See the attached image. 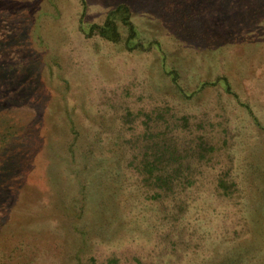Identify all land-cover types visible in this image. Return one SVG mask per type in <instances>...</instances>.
<instances>
[{
    "label": "rangeland",
    "instance_id": "1",
    "mask_svg": "<svg viewBox=\"0 0 264 264\" xmlns=\"http://www.w3.org/2000/svg\"><path fill=\"white\" fill-rule=\"evenodd\" d=\"M120 4L134 49L87 37ZM160 107L198 149L174 205L136 169ZM225 263L264 264V0H0V264Z\"/></svg>",
    "mask_w": 264,
    "mask_h": 264
},
{
    "label": "trees",
    "instance_id": "2",
    "mask_svg": "<svg viewBox=\"0 0 264 264\" xmlns=\"http://www.w3.org/2000/svg\"><path fill=\"white\" fill-rule=\"evenodd\" d=\"M89 0H81L83 7L86 9L87 2ZM132 9L126 4L118 5L114 10L110 11L105 20L104 24H92L89 29L87 37H100L103 40L110 42H120L122 39V32L118 22H121L126 27L128 32V38L126 40L128 48L134 49L136 47L134 39L137 36V28L132 18ZM169 76H173L172 80L176 84L178 93H183V87L177 83L178 74L176 72H170ZM225 83L226 88H229V84L226 79H222ZM216 83L213 84V86ZM229 91V89L227 90ZM133 115L131 114V117ZM145 117L151 122L149 126L150 131L142 136L143 139H138V144L142 143L140 152L141 163L138 166L137 171L142 176V182L144 189H146L148 195L156 197L155 201L170 200L168 197L171 195L173 201H168L172 205L176 204V194H181L188 188H191L195 184L190 180V173L192 166L185 160L189 154L194 155L198 153L196 147L189 149V154H186L179 148V144L176 139L179 137L176 131V115H174L172 109L168 108H157L145 114ZM175 121V122H174ZM128 122H130L128 120ZM127 122V123H128ZM152 131L151 134H149ZM125 138V137H124ZM204 140V139H203ZM122 150V158L130 154V148L122 143L120 146ZM214 151V148L210 147L209 152ZM73 154V153H71ZM205 157V156H204ZM117 158V156H116ZM121 158V159H122ZM111 159V158H110ZM111 160H114L112 158ZM208 160V159H207ZM104 163L106 159H103ZM210 162L207 161V165ZM201 172V170H199ZM197 172L193 177L201 175L202 172ZM109 174H112V170H107L103 167L100 169L101 182L99 184L98 193L103 196L107 189V181L109 182ZM218 181L219 190H223L224 194L229 195V188L234 187L235 183L231 182L227 184V174L223 175ZM192 179V178H191ZM153 186L154 189H153ZM156 187L158 190H156ZM143 188V187H142ZM160 190V191H159ZM157 194V196H156ZM106 215V213H104ZM116 263V261H113ZM227 264V263H225Z\"/></svg>",
    "mask_w": 264,
    "mask_h": 264
}]
</instances>
